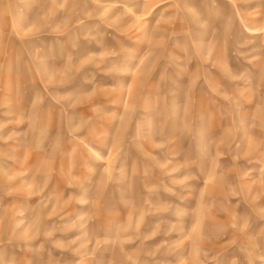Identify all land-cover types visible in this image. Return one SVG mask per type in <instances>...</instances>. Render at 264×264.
I'll use <instances>...</instances> for the list:
<instances>
[{"label":"rangeland","instance_id":"obj_1","mask_svg":"<svg viewBox=\"0 0 264 264\" xmlns=\"http://www.w3.org/2000/svg\"><path fill=\"white\" fill-rule=\"evenodd\" d=\"M0 264H264V0H0Z\"/></svg>","mask_w":264,"mask_h":264}]
</instances>
